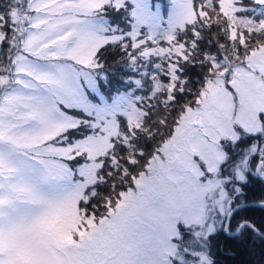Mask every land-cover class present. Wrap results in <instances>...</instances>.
<instances>
[{"label": "snow or ice", "instance_id": "1", "mask_svg": "<svg viewBox=\"0 0 264 264\" xmlns=\"http://www.w3.org/2000/svg\"><path fill=\"white\" fill-rule=\"evenodd\" d=\"M240 5L171 0L165 20L156 0H10L0 11V264H213L217 231L261 234L234 218L233 194L249 173L264 179V143L226 150L264 137V12L239 16ZM213 28L219 55L198 43ZM109 46L139 70L134 88L111 96L98 75ZM185 64L205 68L198 91Z\"/></svg>", "mask_w": 264, "mask_h": 264}, {"label": "trees", "instance_id": "2", "mask_svg": "<svg viewBox=\"0 0 264 264\" xmlns=\"http://www.w3.org/2000/svg\"><path fill=\"white\" fill-rule=\"evenodd\" d=\"M250 1V2H248ZM253 0H241V3H251ZM156 2L162 5V13L166 14L167 8L171 0H156ZM10 0H0V11H4ZM196 4L199 5V0H196ZM254 8L245 7L244 11L237 13L239 16H246L257 21L262 18L261 13L264 11L260 5H257L253 1ZM259 12H261L259 14ZM254 10V11H253ZM117 14L123 15V13H115L112 10H106L103 14L108 18L110 24H114L112 21ZM119 20V19H118ZM124 21H118L119 26L123 27ZM215 33L216 29L205 30L204 39L199 41L201 51L215 52L219 55V52L215 45ZM190 35V33H189ZM124 54L119 49H112L111 46L107 50L103 51L100 57V62L104 65V68L99 72V80L102 85V89L106 90V95L111 96L119 91H128L134 88L133 80L139 78V70H134L128 65L127 61L123 59ZM183 72L181 75L185 77L190 84L193 92L198 91L201 87V81L204 78L205 68L196 64H185L182 66ZM150 71H154L151 64L148 65ZM147 84V81H145ZM137 94H147V88L136 89ZM195 97L189 95L184 97L185 100ZM171 119V117H170ZM264 143V137L261 136H249L244 137L242 142H238V147H233L231 144L226 145V150L238 154L240 149L247 147L248 144ZM150 147V144L146 145ZM226 175L230 174L226 170ZM231 185L229 191H231ZM240 192L233 194L235 203H242L240 206L234 208V218L239 219L244 217L251 220L254 224L260 228V232L264 235V206L256 203L264 202V181L258 176L249 173L248 182L240 185ZM104 189H101L103 191ZM191 234L184 232V239L186 243L189 242ZM207 252L212 259L213 264H264V236L248 230L247 232L241 231L240 234L226 233L224 231H217L214 235L210 236L207 241Z\"/></svg>", "mask_w": 264, "mask_h": 264}, {"label": "rangeland", "instance_id": "3", "mask_svg": "<svg viewBox=\"0 0 264 264\" xmlns=\"http://www.w3.org/2000/svg\"><path fill=\"white\" fill-rule=\"evenodd\" d=\"M247 1V0H246ZM253 1H255V0H253ZM253 1H251V3H245V2H243V3H241V5L240 6H242L244 9H245V7H248V8H254V10L256 9L255 8V6H253ZM248 2H250V1H248ZM170 7H171V2H170V4H169V8H168V11H169V9H170ZM253 10V11H254ZM260 10H262V9H259L258 10V12L260 11ZM168 11H167V13H168ZM262 12H264V11H262ZM167 13L166 14H164V17H165V20L167 19ZM261 12H259V14H260ZM118 16H115V18L113 19V25H117L118 24V21L120 20V21H124V18H126L124 15H120V14H117ZM246 17V16H245ZM249 18V17H248ZM119 19V20H118ZM103 91H104V93L106 94V90L105 89H102ZM119 92H126V91H119ZM118 92V93H119ZM192 241V237L189 239V242H191ZM194 247H198L197 245H193Z\"/></svg>", "mask_w": 264, "mask_h": 264}, {"label": "water", "instance_id": "4", "mask_svg": "<svg viewBox=\"0 0 264 264\" xmlns=\"http://www.w3.org/2000/svg\"><path fill=\"white\" fill-rule=\"evenodd\" d=\"M259 204H262V202H260Z\"/></svg>", "mask_w": 264, "mask_h": 264}]
</instances>
